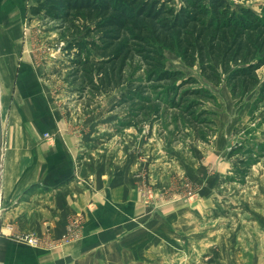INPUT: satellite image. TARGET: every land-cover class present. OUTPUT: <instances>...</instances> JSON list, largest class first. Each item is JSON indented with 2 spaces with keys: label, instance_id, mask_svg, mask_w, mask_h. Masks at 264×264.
<instances>
[{
  "label": "rangeland",
  "instance_id": "1",
  "mask_svg": "<svg viewBox=\"0 0 264 264\" xmlns=\"http://www.w3.org/2000/svg\"><path fill=\"white\" fill-rule=\"evenodd\" d=\"M3 1L0 82L30 63L24 76L30 78L34 94L37 88L46 108L41 112L43 125L50 114L47 126L52 139L77 144L74 175L81 181L95 174L104 179L105 190L126 192L120 203L114 197L106 210L94 212L93 217L88 213L96 223L93 232L84 229L87 220L77 214V222L73 220L72 228L66 226L57 240L69 233L62 245L98 234L120 241L117 252L107 256L114 255L113 264H264L260 87L232 97L224 80L206 81L199 66H188L179 50L161 47L166 69L194 77L212 96L204 102L214 114L206 142L195 140L177 112L157 104L144 109L118 107L123 88L83 109L64 82L69 64L61 48L67 35L52 25L29 21L31 0H11L12 19L4 14L9 7ZM229 1L264 15V0ZM257 74L264 83V66ZM59 114L62 121L55 123L54 115ZM32 139L44 140V133L36 138L32 134ZM92 252L84 255L95 259ZM101 257L96 254V259Z\"/></svg>",
  "mask_w": 264,
  "mask_h": 264
},
{
  "label": "trees",
  "instance_id": "2",
  "mask_svg": "<svg viewBox=\"0 0 264 264\" xmlns=\"http://www.w3.org/2000/svg\"><path fill=\"white\" fill-rule=\"evenodd\" d=\"M29 21L67 37L64 82L83 109L123 88L117 106L157 104L177 112L196 141L206 142L210 93L192 76L164 66L161 47L177 49L212 84L232 97L256 87L264 66V15L229 0H31Z\"/></svg>",
  "mask_w": 264,
  "mask_h": 264
},
{
  "label": "crops",
  "instance_id": "3",
  "mask_svg": "<svg viewBox=\"0 0 264 264\" xmlns=\"http://www.w3.org/2000/svg\"><path fill=\"white\" fill-rule=\"evenodd\" d=\"M3 3L9 7L5 14L10 15L13 2ZM25 65L0 82V264H113L114 255L107 256L117 252L120 241L98 234L65 245L58 243L57 237L65 227L72 228L73 220L77 222L75 215L83 214L87 220L84 229L93 232L96 223L88 213L92 216L106 210L114 197L120 203L119 197H125L126 192L116 187L117 191L105 190L104 179L95 174L81 181L74 175L77 144L52 139L47 126L50 114L43 125L41 112L46 108L40 104L37 88L34 94L30 78L24 76L28 71L24 73L23 69L31 68L30 63ZM54 120L61 123L62 117L54 115ZM41 133L49 138L32 139V134L36 138ZM21 233L38 236L41 245L32 248L18 241ZM88 251H93L95 259L84 255ZM96 254L102 255L101 259H96Z\"/></svg>",
  "mask_w": 264,
  "mask_h": 264
},
{
  "label": "built area",
  "instance_id": "4",
  "mask_svg": "<svg viewBox=\"0 0 264 264\" xmlns=\"http://www.w3.org/2000/svg\"><path fill=\"white\" fill-rule=\"evenodd\" d=\"M45 138H49L48 134H44ZM67 234L69 233H65L62 235V237L59 239L58 243L62 244L65 241H68L67 238H69V236H67ZM71 236V234H69ZM17 239L18 241L32 247V248H38L41 244L40 238L34 234H21V235H17Z\"/></svg>",
  "mask_w": 264,
  "mask_h": 264
},
{
  "label": "water",
  "instance_id": "5",
  "mask_svg": "<svg viewBox=\"0 0 264 264\" xmlns=\"http://www.w3.org/2000/svg\"><path fill=\"white\" fill-rule=\"evenodd\" d=\"M2 143H3V131H2L1 112H0V174H1V153H2Z\"/></svg>",
  "mask_w": 264,
  "mask_h": 264
},
{
  "label": "bare ground",
  "instance_id": "6",
  "mask_svg": "<svg viewBox=\"0 0 264 264\" xmlns=\"http://www.w3.org/2000/svg\"><path fill=\"white\" fill-rule=\"evenodd\" d=\"M4 14H5V12H4ZM10 26V25H9ZM166 250V249H165ZM171 256V255H170Z\"/></svg>",
  "mask_w": 264,
  "mask_h": 264
}]
</instances>
